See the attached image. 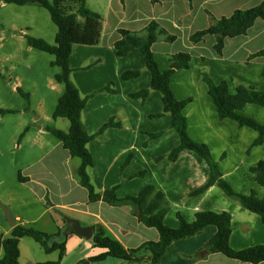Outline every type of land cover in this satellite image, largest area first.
<instances>
[{
  "label": "crops",
  "instance_id": "obj_1",
  "mask_svg": "<svg viewBox=\"0 0 264 264\" xmlns=\"http://www.w3.org/2000/svg\"><path fill=\"white\" fill-rule=\"evenodd\" d=\"M262 1L193 0L191 4L190 0H87L88 8L103 17L101 40L97 46H74L70 78L80 96L87 99L82 111L87 133L96 135L111 120L115 124L87 146L94 162L88 174L97 193L117 187L116 194L122 199L137 196L144 187L152 185L161 190L170 203L165 217L170 228L180 226L179 216L192 223L200 212H228L232 217L230 246L233 250L264 246V224L257 214L227 197L217 185L194 194L209 179L208 164L189 150L182 151L175 162L169 160L171 151L180 145V137L172 128L171 114L156 117L164 112L162 94L150 90L151 74L141 53L134 51L119 57L114 49V44L121 39L119 30L143 32L153 20L176 36L173 43L160 39L152 46V51L161 70L169 69L170 58L176 54L186 53L192 57L190 68L178 70L171 80L176 97L189 101L184 114L191 138L209 147L223 178L236 193L248 195L255 191L263 198L264 188L257 184L251 169L264 160V143L253 146L259 136L255 130L239 127L233 120H220L202 76L208 74L217 84L226 82L231 94H236L239 86L264 93V55L250 60L252 55L264 50V20L257 19L246 35L227 38L220 55L215 50V36L208 35L200 43L190 39L194 33L209 28L213 19L254 8ZM11 4L0 0V11ZM29 4L38 5H26ZM3 30L0 23V32ZM2 39L1 34L0 41ZM58 68L60 73L55 75L51 90L57 94L59 90L61 97L65 85L56 81V76L62 73ZM127 71H140V76L124 80L123 74ZM58 85H63V91ZM108 86L115 93L105 91ZM145 89L150 90L145 100L131 97ZM41 108L36 120L37 123L44 121V126L34 129L24 124V144L17 145L23 150L21 173L0 171V205L10 207L15 221L12 226L0 213V236L10 237L16 226L56 234L65 230V217H70L95 230L101 226L105 235L119 242L125 250H138L139 256L150 258L151 253L144 246L159 241L157 229L144 225L132 204L114 206L102 199L89 201V193L78 175L81 160L72 157L47 130L52 127L68 132L70 122L65 118L55 119L56 108L50 114ZM241 114L264 126V106L247 104ZM159 132H163L159 138H150L151 134ZM0 153L7 155L3 150ZM129 157L130 163L123 169ZM142 172L144 175L138 176ZM13 204H16L15 213ZM216 233L217 227L212 225L192 238L174 241L161 264H252L222 253H207L206 245ZM19 249V264H55L59 259V252L48 254L29 237L20 240ZM103 252L94 246L92 238L69 234L66 254L60 264H78ZM3 254L0 251V259ZM89 264L127 263L108 258Z\"/></svg>",
  "mask_w": 264,
  "mask_h": 264
},
{
  "label": "trees",
  "instance_id": "obj_2",
  "mask_svg": "<svg viewBox=\"0 0 264 264\" xmlns=\"http://www.w3.org/2000/svg\"><path fill=\"white\" fill-rule=\"evenodd\" d=\"M8 4L26 5L35 3L48 10L53 23L58 27L55 45H51L43 39L27 36L30 47L49 53L55 56L53 66L61 68L62 73L56 76V81L65 85V91L60 97L54 118H65L70 122L68 132L57 128L48 127L64 148L69 151L72 157L81 160L78 169L80 182L89 193V201L104 202L121 206L132 204L140 221L147 227L157 229L159 241L150 242L147 247L151 253L150 258L139 256L138 250L127 251L121 244L105 235L104 229L98 226L92 238L96 248L104 250L103 253L83 260L78 264L98 263L108 258H115L125 261L127 264H161V260L170 245L177 240L192 238L201 233L208 226H216L217 233L207 245V253H222L228 258L239 260L244 263L260 264L264 262V246H254L241 251L233 250L230 246V235L232 233V217L228 212H200L196 214L192 223L179 216L180 226L176 229L170 228L165 223V217L170 210V203L165 194L156 187L148 185L142 189L137 196L119 198L116 194L117 187L106 190L102 194L96 192L88 174V168L93 166V158L88 150V143L95 137L102 135L109 127L115 126L113 120L107 123L96 135H89L82 123V111L87 99L80 96L78 88L71 81L72 68L70 58L75 45L97 46L101 40L103 17L87 6V0H4ZM156 2L157 0H152ZM191 4L193 0H190ZM264 20V0L254 8L247 10H236L229 17L213 19L209 28L198 31L191 36L193 43L204 41L208 35L216 37L215 50L220 55L223 52L227 38H235L246 35L257 19ZM121 39L114 44V49L119 57H125L131 52H139L144 58L147 70L151 74L150 90L162 94L164 112L157 115L161 117L165 113L172 115V128L180 137V145L174 148L169 154L170 161L175 162L180 153L185 150L195 152L208 164L210 174L206 185L194 194H199L213 185L222 189L227 197L240 203L247 210L257 214L264 224V197L259 198L255 191L251 194L236 193L231 185L223 178L219 163L213 158L209 147L206 144L195 141L191 138L188 130V121L184 109L188 100H179L171 86L173 75L180 69H189L192 57L186 53H179L170 58V66L167 70H161L152 46L160 39L173 43L176 36L169 34L157 21L153 20L143 32H132L119 30ZM264 55V50L252 55L251 59ZM140 76V71H127L123 74L124 80L134 79ZM202 79L208 87L211 96L218 110L220 120H233L239 127H249L255 130L259 136L253 146H260L264 143V126L253 118L241 114L243 108L250 103L264 106V93L254 88L239 86L236 94H231L228 84L221 82L217 84L208 74L203 73ZM149 89L142 90L131 97L145 100L150 92ZM26 98L29 94H24ZM105 91L115 93L109 86ZM5 113L6 111L1 110ZM117 125V124H116ZM118 126V125H117ZM163 132L151 134L150 138L156 139ZM129 157L123 165V169L130 163ZM257 184L264 188V160H261L256 167L251 169ZM144 172L138 176H143ZM22 179V178H20ZM64 230L56 234H48L33 228L16 226L10 237L0 236V251L3 257L0 264H19L20 240L25 237L32 238L39 243L46 253L59 252V259L55 264H60L66 254L67 238L63 236Z\"/></svg>",
  "mask_w": 264,
  "mask_h": 264
},
{
  "label": "rangeland",
  "instance_id": "obj_3",
  "mask_svg": "<svg viewBox=\"0 0 264 264\" xmlns=\"http://www.w3.org/2000/svg\"><path fill=\"white\" fill-rule=\"evenodd\" d=\"M0 23L4 28L0 32L3 37L0 41V109L17 111L0 114V151L7 153L5 156L0 155V171L20 174L23 150L17 145L24 144V124L34 129L44 126V121L37 123L36 120L41 112L39 108L42 107L48 114L53 113L61 95L59 90L58 94L51 90L55 75L60 73V69L52 65L55 57L30 47L27 36L55 45L57 27L46 9L30 4H11L1 9ZM18 88L24 94L29 93V98L20 93ZM58 88L62 91L64 89L63 85ZM61 120L67 122L65 119ZM15 205L12 206L14 213ZM6 210L12 215L9 206L0 205V213L5 218Z\"/></svg>",
  "mask_w": 264,
  "mask_h": 264
},
{
  "label": "water",
  "instance_id": "obj_4",
  "mask_svg": "<svg viewBox=\"0 0 264 264\" xmlns=\"http://www.w3.org/2000/svg\"><path fill=\"white\" fill-rule=\"evenodd\" d=\"M5 215H6V219L8 220V222L12 226H15V221L8 210H6ZM65 222H66V228L63 232V236L65 238H67L69 234H76L86 239L93 238L94 233H95L94 227L83 226L78 220L74 218H70V217H65Z\"/></svg>",
  "mask_w": 264,
  "mask_h": 264
}]
</instances>
